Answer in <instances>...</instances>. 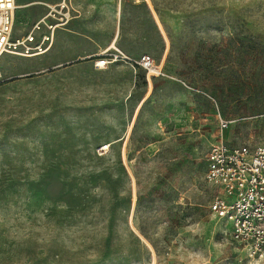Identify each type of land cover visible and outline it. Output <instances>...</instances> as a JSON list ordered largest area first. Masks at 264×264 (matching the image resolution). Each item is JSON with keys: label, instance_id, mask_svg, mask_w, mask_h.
<instances>
[{"label": "rangeland", "instance_id": "rangeland-1", "mask_svg": "<svg viewBox=\"0 0 264 264\" xmlns=\"http://www.w3.org/2000/svg\"><path fill=\"white\" fill-rule=\"evenodd\" d=\"M41 1L60 0H17L14 37ZM71 1L163 75L0 58V264H264L213 220L205 179L220 115L229 145L264 138V0Z\"/></svg>", "mask_w": 264, "mask_h": 264}, {"label": "built area", "instance_id": "built-area-1", "mask_svg": "<svg viewBox=\"0 0 264 264\" xmlns=\"http://www.w3.org/2000/svg\"><path fill=\"white\" fill-rule=\"evenodd\" d=\"M46 6L47 13L38 20L25 36L14 37L17 0H0V57L12 54L21 57L41 56L51 50L54 36L73 18L71 0H60ZM105 51L97 56L95 66L104 68L108 64L124 61L140 67L152 76L163 75L162 66L155 59L143 54L130 58L117 51ZM219 116L218 136L211 144L207 157L206 181L217 188L218 194L209 205V211L217 224L231 223L226 233L251 259L264 257V138L255 144L231 146L224 131L233 123ZM107 150L99 148L100 153Z\"/></svg>", "mask_w": 264, "mask_h": 264}, {"label": "crops", "instance_id": "crops-1", "mask_svg": "<svg viewBox=\"0 0 264 264\" xmlns=\"http://www.w3.org/2000/svg\"><path fill=\"white\" fill-rule=\"evenodd\" d=\"M72 8L74 9L75 15L70 20L69 24L65 27L59 28V30L55 33L54 43L51 48V50L53 49V60L62 61L87 58L95 61L97 56L102 55L107 50H113V47H116V50L124 54L129 52L137 53L144 51L142 48L132 49L131 45L127 43V40H120L119 27L118 29L109 30L106 38L101 37V33H104V30L100 29L94 21V17H84V15H86V11L76 7L75 10L73 4ZM91 13H94V11ZM106 17H110V14H107ZM60 29L62 31H60ZM112 31L114 32L112 33ZM140 56L134 58H139Z\"/></svg>", "mask_w": 264, "mask_h": 264}, {"label": "bare ground", "instance_id": "bare-ground-1", "mask_svg": "<svg viewBox=\"0 0 264 264\" xmlns=\"http://www.w3.org/2000/svg\"><path fill=\"white\" fill-rule=\"evenodd\" d=\"M35 4H37V3H35ZM28 6H29V5H18V6H17V10L24 9V8H26V7H28ZM113 48L115 49L116 47H113ZM45 54H46V53H45ZM2 56H3V55H2ZM2 56H1V57H2ZM1 57H0V58H1ZM104 68H105V67H104ZM108 146H109V145H107L106 147L108 148Z\"/></svg>", "mask_w": 264, "mask_h": 264}]
</instances>
